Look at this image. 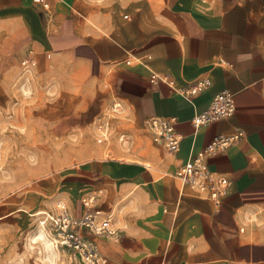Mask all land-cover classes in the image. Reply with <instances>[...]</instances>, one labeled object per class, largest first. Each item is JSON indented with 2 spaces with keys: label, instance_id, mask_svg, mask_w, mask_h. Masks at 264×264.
I'll use <instances>...</instances> for the list:
<instances>
[{
  "label": "crops",
  "instance_id": "crops-1",
  "mask_svg": "<svg viewBox=\"0 0 264 264\" xmlns=\"http://www.w3.org/2000/svg\"><path fill=\"white\" fill-rule=\"evenodd\" d=\"M6 54L47 63L50 73L59 61L74 66L99 98L140 124L149 149L151 118L173 120L181 138L176 153L149 154L152 165L89 162L37 211L63 202L79 217L81 198L93 196L115 229L111 238L89 236L106 264H264V0H0ZM151 75L169 76L176 88L211 85L186 98ZM223 90L233 116L195 128L192 119ZM238 129L242 140L207 159L230 181L218 204L180 183L184 163Z\"/></svg>",
  "mask_w": 264,
  "mask_h": 264
},
{
  "label": "rangeland",
  "instance_id": "rangeland-1",
  "mask_svg": "<svg viewBox=\"0 0 264 264\" xmlns=\"http://www.w3.org/2000/svg\"><path fill=\"white\" fill-rule=\"evenodd\" d=\"M22 60L0 58V264H78L54 246L32 213L51 206L68 174L91 161L152 165L149 154L164 150L153 142L147 148L140 124L112 111L113 100L99 98L96 84L74 66L59 61L50 73L47 63L38 68L32 61L26 69ZM104 115L107 140L98 144Z\"/></svg>",
  "mask_w": 264,
  "mask_h": 264
},
{
  "label": "built area",
  "instance_id": "built-area-1",
  "mask_svg": "<svg viewBox=\"0 0 264 264\" xmlns=\"http://www.w3.org/2000/svg\"><path fill=\"white\" fill-rule=\"evenodd\" d=\"M31 61L24 59L22 66L28 69ZM163 82L170 86L174 92L192 98L196 94L208 89L210 80L195 81L185 87L176 88L175 81L169 76L151 75V83ZM116 109L113 106L112 111ZM235 112L233 96L226 90L214 95L209 107L192 119L195 128L210 123L228 119ZM150 130L153 143L167 153H176L179 149L180 136L174 130L173 120L151 118L146 122ZM109 123L104 119L97 128V143L107 140ZM245 137V131L236 130L231 135L215 136L208 145L195 157L184 163L175 177L180 183L188 187L198 196L218 204L226 195L230 186L228 178L214 173L208 169L207 159L225 152L229 147L236 145ZM82 214L75 217L68 211L63 202L55 203L50 210L36 211L31 216L35 218L38 227L50 234L55 247L69 252L71 258L79 264H106L98 245L89 236L108 237L115 236L111 216L95 206V198L86 196L81 198Z\"/></svg>",
  "mask_w": 264,
  "mask_h": 264
},
{
  "label": "bare ground",
  "instance_id": "bare-ground-1",
  "mask_svg": "<svg viewBox=\"0 0 264 264\" xmlns=\"http://www.w3.org/2000/svg\"><path fill=\"white\" fill-rule=\"evenodd\" d=\"M29 65H31V62L29 63ZM50 246V245H49Z\"/></svg>",
  "mask_w": 264,
  "mask_h": 264
}]
</instances>
